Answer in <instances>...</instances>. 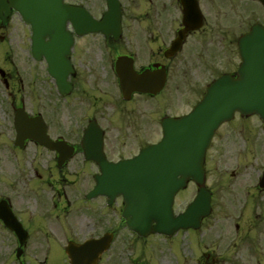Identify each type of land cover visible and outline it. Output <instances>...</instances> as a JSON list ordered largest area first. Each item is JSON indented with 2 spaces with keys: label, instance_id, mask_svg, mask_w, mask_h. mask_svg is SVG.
<instances>
[{
  "label": "flooded vegetation",
  "instance_id": "flooded-vegetation-1",
  "mask_svg": "<svg viewBox=\"0 0 264 264\" xmlns=\"http://www.w3.org/2000/svg\"><path fill=\"white\" fill-rule=\"evenodd\" d=\"M117 1V37L69 23L72 42L52 69L31 53L20 15L2 12L0 264H70L83 246V263L95 255L94 264H235L240 251L264 264V123L255 114L221 124L204 155L203 183L188 179L175 194L176 215L205 190L210 209L194 226L139 236L125 226L121 196L93 191L106 177L97 158H134L163 119L185 115L222 75L237 77L241 38L248 67L264 73V0ZM63 2L88 12L86 22L105 19L107 0ZM118 68L130 78L121 83ZM17 114L34 126L21 139Z\"/></svg>",
  "mask_w": 264,
  "mask_h": 264
},
{
  "label": "water",
  "instance_id": "water-1",
  "mask_svg": "<svg viewBox=\"0 0 264 264\" xmlns=\"http://www.w3.org/2000/svg\"><path fill=\"white\" fill-rule=\"evenodd\" d=\"M42 4L14 8L31 25L33 52L37 51L41 38L48 36L50 42L44 45V53L54 56L66 20L83 13L63 5L61 0H43ZM109 6L113 14L116 5L111 2ZM245 81L244 78L236 81L222 78L212 84L203 101L188 116L164 123L160 143L142 150L135 160L115 166V176L122 179L108 183V187L124 196L123 217L130 229L139 233L150 229L168 233L183 224L182 217L172 218L171 202L186 177L202 174L198 159L215 127L235 110L259 114L264 111V87L250 86ZM178 153L182 154V161L176 160ZM175 175H181L182 179L177 180ZM152 223L155 225L151 227Z\"/></svg>",
  "mask_w": 264,
  "mask_h": 264
},
{
  "label": "rangeland",
  "instance_id": "rangeland-1",
  "mask_svg": "<svg viewBox=\"0 0 264 264\" xmlns=\"http://www.w3.org/2000/svg\"><path fill=\"white\" fill-rule=\"evenodd\" d=\"M153 138L155 139L156 136H154ZM234 260H235V264H252V263H248V262L245 261L244 256H242L240 251L236 253V257H235ZM221 264H223V263H221Z\"/></svg>",
  "mask_w": 264,
  "mask_h": 264
}]
</instances>
